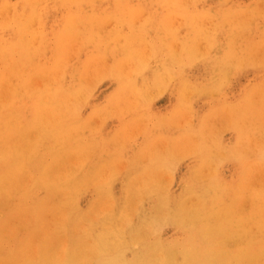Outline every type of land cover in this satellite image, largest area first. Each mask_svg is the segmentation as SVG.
Segmentation results:
<instances>
[{
	"label": "rangeland",
	"instance_id": "obj_1",
	"mask_svg": "<svg viewBox=\"0 0 264 264\" xmlns=\"http://www.w3.org/2000/svg\"><path fill=\"white\" fill-rule=\"evenodd\" d=\"M0 264H264V0H0Z\"/></svg>",
	"mask_w": 264,
	"mask_h": 264
},
{
	"label": "bare ground",
	"instance_id": "obj_2",
	"mask_svg": "<svg viewBox=\"0 0 264 264\" xmlns=\"http://www.w3.org/2000/svg\"><path fill=\"white\" fill-rule=\"evenodd\" d=\"M47 174V173H46ZM22 183H23V189H25V190H27L26 191V193H27V195H28V198H30L31 197V188L30 187H28L27 185H26V183L24 182V181H22ZM50 198H44L43 200H42V202H41V204L38 206V212H37V218L39 219V224H40V222H41V219H43V211L42 210H44L43 209V207H44V205L45 204H47L48 205V200H49ZM15 212H18L17 210H14ZM42 212V213H41ZM88 212H91V211H88ZM86 215V214H85ZM89 216V215H88ZM99 219H100V217H99ZM99 221V220H98ZM37 225V227L38 226H40V225H44L45 223H43V221H42V223L40 224V225ZM99 224V223H98ZM45 226V225H44ZM43 226V227H44ZM41 227V226H40ZM39 228V227H38ZM41 229V228H40ZM24 251H26V253H27V250L25 249ZM22 259H27V255L26 254H22Z\"/></svg>",
	"mask_w": 264,
	"mask_h": 264
}]
</instances>
